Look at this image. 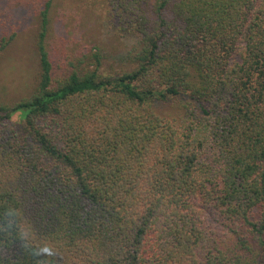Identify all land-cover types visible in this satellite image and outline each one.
I'll list each match as a JSON object with an SVG mask.
<instances>
[{"label": "trees", "instance_id": "trees-1", "mask_svg": "<svg viewBox=\"0 0 264 264\" xmlns=\"http://www.w3.org/2000/svg\"><path fill=\"white\" fill-rule=\"evenodd\" d=\"M35 1L36 85L0 101V264H264V0H94L138 40L111 74L99 49L56 65Z\"/></svg>", "mask_w": 264, "mask_h": 264}, {"label": "rangeland", "instance_id": "rangeland-1", "mask_svg": "<svg viewBox=\"0 0 264 264\" xmlns=\"http://www.w3.org/2000/svg\"><path fill=\"white\" fill-rule=\"evenodd\" d=\"M34 1L0 0V41L9 42L0 57L1 102H16L31 94L36 85L39 4ZM137 41L131 33L114 27L104 5L94 0H54L48 49L61 69L92 48L103 54L105 73L121 72L130 67ZM25 114L16 111L12 119L18 122Z\"/></svg>", "mask_w": 264, "mask_h": 264}]
</instances>
